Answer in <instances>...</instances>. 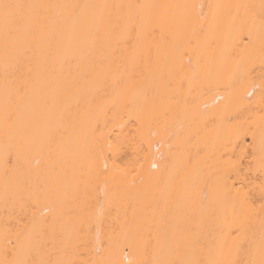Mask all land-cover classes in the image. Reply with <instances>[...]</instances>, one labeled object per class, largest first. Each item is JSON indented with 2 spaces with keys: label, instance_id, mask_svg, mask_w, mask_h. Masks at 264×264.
<instances>
[{
  "label": "bare ground",
  "instance_id": "1",
  "mask_svg": "<svg viewBox=\"0 0 264 264\" xmlns=\"http://www.w3.org/2000/svg\"><path fill=\"white\" fill-rule=\"evenodd\" d=\"M0 264H264V0H0Z\"/></svg>",
  "mask_w": 264,
  "mask_h": 264
}]
</instances>
